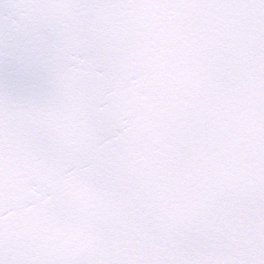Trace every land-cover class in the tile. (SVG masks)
<instances>
[{
    "label": "snow or ice",
    "instance_id": "obj_1",
    "mask_svg": "<svg viewBox=\"0 0 264 264\" xmlns=\"http://www.w3.org/2000/svg\"><path fill=\"white\" fill-rule=\"evenodd\" d=\"M0 264H264V0H0Z\"/></svg>",
    "mask_w": 264,
    "mask_h": 264
}]
</instances>
